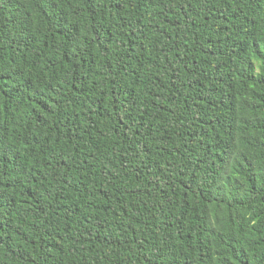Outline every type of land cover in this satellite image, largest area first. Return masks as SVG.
<instances>
[{
    "label": "trees",
    "instance_id": "16d2710c",
    "mask_svg": "<svg viewBox=\"0 0 264 264\" xmlns=\"http://www.w3.org/2000/svg\"><path fill=\"white\" fill-rule=\"evenodd\" d=\"M0 264H264V0H0Z\"/></svg>",
    "mask_w": 264,
    "mask_h": 264
}]
</instances>
